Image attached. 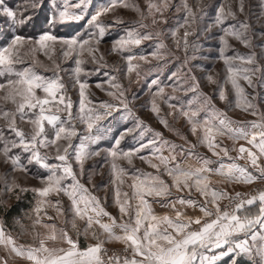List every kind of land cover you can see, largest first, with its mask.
Here are the masks:
<instances>
[{
  "label": "snow or ice",
  "instance_id": "obj_1",
  "mask_svg": "<svg viewBox=\"0 0 264 264\" xmlns=\"http://www.w3.org/2000/svg\"><path fill=\"white\" fill-rule=\"evenodd\" d=\"M115 4L0 0V163L6 166L0 190L17 198L33 193L21 219L31 221L35 233L31 243H20L0 218V248L29 264H264V110L257 103L264 99V0L259 31L247 0H235V8L212 0L195 8L188 0H145L142 7L133 0L123 4L139 17L129 23L104 19ZM173 7L184 13L174 24L165 15ZM117 28L121 34L108 40ZM210 59L222 71L209 69ZM69 61L72 66L63 67ZM133 72L135 80L125 86L122 80ZM93 79L107 99L94 98ZM133 82L146 98L132 92L129 99ZM205 82L214 85L210 92ZM234 109L253 119H233ZM140 112L149 119L154 114L182 143ZM181 116L196 142L168 119ZM108 121L124 126L103 146L110 129L102 122ZM33 168L37 185L16 182L14 173ZM213 175L260 187L229 192L211 185ZM109 202L118 215L108 210ZM154 205L165 211L157 213ZM0 208L7 211V201L0 200ZM52 241L60 246H49ZM110 241L124 247L109 254Z\"/></svg>",
  "mask_w": 264,
  "mask_h": 264
},
{
  "label": "rangeland",
  "instance_id": "obj_2",
  "mask_svg": "<svg viewBox=\"0 0 264 264\" xmlns=\"http://www.w3.org/2000/svg\"><path fill=\"white\" fill-rule=\"evenodd\" d=\"M14 2L17 3V4H20L21 6H23L24 0H14ZM94 2L95 3H107V2H109V0H94ZM131 2H133V0H116V4L114 5L112 11H110L104 17V19H106L108 22H114L117 19H122L125 23H129L132 20L138 19L139 17L137 16V14L132 9L123 7V4L124 3H131ZM172 2H173V5H176V4L181 3V0H172ZM198 2H206V0H188V3L190 5H192L193 8L196 7V5H197ZM212 2H213L214 5L223 4V5H225V7H227V5H229V4H232L233 8H235V0H212ZM139 3L143 7L144 4H145V0H139ZM247 5H250V13H251V16H252L253 25H254L255 29L257 31H259L260 25H259V23H257V18H259L261 16V11H262L261 10V7H260V0H247ZM248 10L249 9L246 6V11H248ZM210 14H213V13H210ZM165 15L169 16L170 23H173L174 24L175 20L178 19V18H181L184 15V13L183 12L176 13L175 7H173L171 10H169L168 12H166ZM207 22H208L207 21V18H205L204 23H207ZM146 23H148L150 25L151 24V19L149 18L146 21ZM158 27L164 28L166 26L163 25V24H161V25H158ZM181 32H182V30H181ZM119 34H121V30L119 28H117L115 30H110L107 39L108 40H111V39L115 38L116 36H118ZM166 43L170 47L172 46L171 37H168L166 39ZM233 43L235 44V42H233ZM213 46H215V45H213ZM235 46L237 48H239L241 52H247V51H249L248 49H244L239 44H236ZM205 47H207V43H205ZM256 51L259 53L260 50L257 48ZM179 54L181 56L183 55L182 52H180ZM229 54H231V53H229ZM38 58L41 61H43L44 63H47L48 62L47 61V58L44 57L43 54H39L38 55ZM108 59H109V62L111 63L115 59V57L110 56V57H108ZM213 63H215V67L214 68H213ZM141 64H142V62H141ZM71 66H72V62L71 61H69V62H67V63H65L63 65V67H71ZM88 67H91V65H89ZM207 67L209 69H212L213 71H222V65H221V63L220 62H214L211 59L207 62ZM125 72H126V68H125ZM47 74L50 75L51 73H47ZM129 79H132L133 81L135 80V73L134 72L132 74H129V76L125 77L122 80V82H123V84L125 86H128L129 85ZM95 83H96V80L95 79L91 80V84H92L91 90L93 92L94 98L97 101L99 99H107L108 97H107L106 93L101 92V91H99L98 89L95 88V86H94ZM213 87H214V85H210L207 82H205V84H204V91L205 92H210ZM169 91H171V90L169 89ZM248 91L251 92V89H249ZM261 91H262V95H264V90H261ZM132 92H135L137 94V96L141 97V99L146 98V95H147L146 92L143 90L142 86H138L135 82H133L131 84L130 92H129V99H131V93ZM69 93L72 94L73 96H75V90L72 88L70 82H69ZM177 95H183V93H177ZM135 103L137 104V108H139V101H136ZM257 103L260 106V109L261 110H264V99L258 100ZM219 106L220 107H223L222 104H220ZM7 107H12V105L9 104ZM163 108H164V111L166 112L167 111L166 105H164ZM139 114L143 118H145L148 121V123H150L153 127L161 128V130H164V129H162V126L159 124V122L156 120L154 114H151V119H149V115H150L149 113L140 112ZM229 115L233 119H237V120H242L245 117H247L248 119H253V117L248 116L246 113L242 112L240 109H234L233 111L229 112ZM168 119L170 120V122L174 123V125H175V127L177 129L186 132L189 135V139L190 140H192L193 142H196V137L192 136L190 134V132H188V125L185 122V118H183L181 116V117L176 118L175 120H173L172 117H168ZM102 125H103V129H105V130L110 129V131L107 133V135L104 136V138L101 141V144L103 146H106L107 143L112 139V137L114 135L118 134L119 131L124 126V125L116 126L111 121L102 122ZM164 131H165V134L170 139L176 140L177 143H182V141H180L172 133L167 132V130H164ZM218 139L221 140L222 143H225V144L231 143L232 144V141L230 139H228L227 137H219ZM199 151L202 152V153H205L207 155H211V153L208 152V150H207L206 147L201 146L199 148ZM213 159H215V157H213ZM91 163L92 162L89 161V164H91ZM122 163H124V166L127 167V165H126L125 162H122ZM135 163H136V165L138 167H143L147 171H153L152 169L148 168L147 165L142 164L138 160L135 161ZM5 170H6V166L3 165L2 163H0V173H3ZM35 172H36V169L33 168L32 169V172L29 173V174H27V175H25L24 173H21V172H16L13 175L15 176V179H16V182L17 183H19L22 186L31 188L32 186H35V185L38 184V180L35 179L34 176H33V174ZM97 178H98V180L100 179L99 176H97L96 179ZM2 187L3 186L0 185V189H2ZM89 187H91V186H89ZM52 199L55 200V199H57V197L53 196ZM0 200L7 201L8 206H10L11 204L15 203L17 200H23L25 203H27L28 208L23 209L22 212H21V215L19 217H15V219L20 220V223L14 225L13 224V220H12L11 224L8 225V228H9V230H13V235L14 236L19 235L20 240H22L25 235L33 234L34 232L31 231V229L33 227L32 222L29 221V220H27L26 218L21 219L22 217H24V214L29 210V208L31 207V204L33 203V193L31 191L20 192L19 193V198H17L16 196H13V195H11V194H9L7 192H3L2 190H0ZM64 200H65V206H67V199L64 198ZM109 204H110V206H109L108 210H112L111 202H109ZM47 212H48V214L50 216H52L54 218L56 217V213H55V210L54 209L48 208L47 209ZM0 218H1V216H0ZM44 220L47 221V222H49V223L53 222V221H48L47 217H44ZM60 222H61L60 219H58V218L55 219V223L56 224H58ZM78 223H80V221H78ZM24 229H28V231H25ZM38 229L40 231H38ZM35 230L37 232H41L42 233L41 228H35ZM21 233H22V235H21ZM106 247H114V248H117V247H124V245L106 246Z\"/></svg>",
  "mask_w": 264,
  "mask_h": 264
},
{
  "label": "crops",
  "instance_id": "obj_3",
  "mask_svg": "<svg viewBox=\"0 0 264 264\" xmlns=\"http://www.w3.org/2000/svg\"><path fill=\"white\" fill-rule=\"evenodd\" d=\"M233 143V142H232ZM239 143H244L243 141H240ZM231 143L229 144H225L223 143V145H227V146H231L230 145ZM239 145L237 144V147ZM231 155L233 156H236L237 154L236 153H231ZM216 159V158H215ZM226 160V158H225ZM241 164L244 163V161H240ZM98 180V178H97ZM210 181H211V185L213 187H216L218 189H227L229 192H233V191H241V192H245V191H248L250 187L252 188H256V187H260V184L259 182H257L256 184L252 185V186H249V185H242V184H234V183H228L226 181L223 180V178L219 177L218 175H213L210 177ZM97 195H100V196H103L104 193L103 191H97L96 192ZM226 203V201H225ZM154 208H155V211L157 213H163L165 211V209L161 208L159 205H154ZM113 215H118V208L114 205H112V210H109ZM188 211H191V210H188ZM79 226L81 227V229L83 228V224L84 222L83 221H80V223H78ZM57 227H63L64 225L62 224V222L56 224ZM35 228H41L42 230V233L46 232V229H44L41 225H36ZM38 231H40L38 229ZM34 235L33 234H28V235H25L23 237L22 240H20V243H31L32 241V236ZM117 245H123L121 242L119 241H110L106 244V246H117ZM49 246H52V247H58L60 246L58 242H55V241H52V242H49ZM0 257H4V258H7L8 260V264H29V262H27L26 260L22 259V258H19V257H9L7 252L2 250V248H0Z\"/></svg>",
  "mask_w": 264,
  "mask_h": 264
},
{
  "label": "trees",
  "instance_id": "obj_4",
  "mask_svg": "<svg viewBox=\"0 0 264 264\" xmlns=\"http://www.w3.org/2000/svg\"><path fill=\"white\" fill-rule=\"evenodd\" d=\"M26 208H28L27 203H25L23 200H17L15 203L8 206L7 211L0 208V216L8 222V225H10L12 220L15 217H19L22 210Z\"/></svg>",
  "mask_w": 264,
  "mask_h": 264
},
{
  "label": "built area",
  "instance_id": "obj_5",
  "mask_svg": "<svg viewBox=\"0 0 264 264\" xmlns=\"http://www.w3.org/2000/svg\"><path fill=\"white\" fill-rule=\"evenodd\" d=\"M246 192V191H245ZM109 249V254H111L113 251L115 252H119L122 250L123 247H117V248H114V247H107Z\"/></svg>",
  "mask_w": 264,
  "mask_h": 264
}]
</instances>
